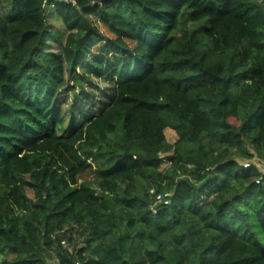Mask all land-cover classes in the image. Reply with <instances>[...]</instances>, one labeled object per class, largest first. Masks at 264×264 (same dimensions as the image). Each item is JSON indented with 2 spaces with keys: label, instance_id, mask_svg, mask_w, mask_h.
Masks as SVG:
<instances>
[{
  "label": "trees",
  "instance_id": "obj_1",
  "mask_svg": "<svg viewBox=\"0 0 264 264\" xmlns=\"http://www.w3.org/2000/svg\"><path fill=\"white\" fill-rule=\"evenodd\" d=\"M73 1L0 0V264H264V0Z\"/></svg>",
  "mask_w": 264,
  "mask_h": 264
},
{
  "label": "rangeland",
  "instance_id": "obj_2",
  "mask_svg": "<svg viewBox=\"0 0 264 264\" xmlns=\"http://www.w3.org/2000/svg\"><path fill=\"white\" fill-rule=\"evenodd\" d=\"M51 24L55 28L60 27V24L57 22L51 21ZM48 49L56 53L59 52V47L54 43H51ZM77 72L78 75L73 76L71 79L65 76V82L58 90L55 103L56 107L61 105L66 117H74L77 121H83L91 116L99 115L102 108L111 101L115 87L90 77L82 70H78ZM165 135L170 144H175L177 136L174 131L166 130ZM168 164V162H164L161 168L164 169ZM261 165H264V161ZM92 177L93 175L89 173L84 175L83 179L90 180ZM27 194L30 198L34 197L30 189H27ZM82 241L83 239L77 235V244L79 246L83 244ZM1 261L2 258H0ZM49 263L57 264L55 260H49Z\"/></svg>",
  "mask_w": 264,
  "mask_h": 264
},
{
  "label": "built area",
  "instance_id": "obj_3",
  "mask_svg": "<svg viewBox=\"0 0 264 264\" xmlns=\"http://www.w3.org/2000/svg\"><path fill=\"white\" fill-rule=\"evenodd\" d=\"M72 2L75 3L74 1H72ZM262 163H263V161L260 162V164L258 165V168L260 169V171L262 172V174L264 176V165L262 166L261 165ZM250 166H251V162H245L244 163V168H247ZM151 193L153 194L154 191H151ZM170 198H171L170 194H159L156 197V203L157 204L162 203L163 205H168V204H170ZM62 244L66 249H69L70 251L72 250V246H70L67 242H63ZM75 264H82V263L76 262Z\"/></svg>",
  "mask_w": 264,
  "mask_h": 264
}]
</instances>
